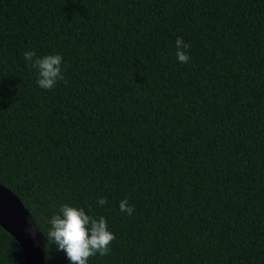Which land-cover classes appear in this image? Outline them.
Segmentation results:
<instances>
[{
    "label": "trees",
    "instance_id": "1",
    "mask_svg": "<svg viewBox=\"0 0 264 264\" xmlns=\"http://www.w3.org/2000/svg\"><path fill=\"white\" fill-rule=\"evenodd\" d=\"M26 51L64 80L40 88ZM0 183L44 264H68L64 204L116 237L88 264H264V0H0ZM0 264H25L1 225Z\"/></svg>",
    "mask_w": 264,
    "mask_h": 264
},
{
    "label": "clouds",
    "instance_id": "2",
    "mask_svg": "<svg viewBox=\"0 0 264 264\" xmlns=\"http://www.w3.org/2000/svg\"><path fill=\"white\" fill-rule=\"evenodd\" d=\"M190 47L182 37L176 40V57L180 63H187L190 59L186 49ZM25 59L32 68L36 69L37 84L42 89H52L60 80H64L61 70L62 56L50 54L38 57L35 51H26ZM67 83V81H65ZM101 206L107 203L105 198L97 201ZM119 208L129 216L134 209L127 199L121 200ZM90 211V209H89ZM50 225L47 238L58 252L64 253L68 264H88L90 258L99 254L107 255L111 250L112 242L116 239L109 231L107 221L103 216L99 218L86 213L82 207L64 204L48 221ZM26 231L34 237V229L29 226Z\"/></svg>",
    "mask_w": 264,
    "mask_h": 264
},
{
    "label": "water",
    "instance_id": "3",
    "mask_svg": "<svg viewBox=\"0 0 264 264\" xmlns=\"http://www.w3.org/2000/svg\"><path fill=\"white\" fill-rule=\"evenodd\" d=\"M0 225L20 243L25 264H44V252L40 233L29 210L20 198L0 183ZM34 229V237L26 229Z\"/></svg>",
    "mask_w": 264,
    "mask_h": 264
}]
</instances>
